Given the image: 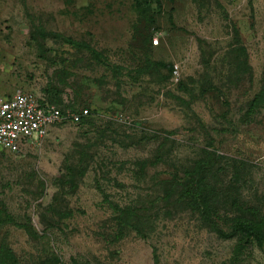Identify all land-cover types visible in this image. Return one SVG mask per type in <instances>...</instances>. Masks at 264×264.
I'll list each match as a JSON object with an SVG mask.
<instances>
[{
  "label": "rangeland",
  "instance_id": "374dc122",
  "mask_svg": "<svg viewBox=\"0 0 264 264\" xmlns=\"http://www.w3.org/2000/svg\"><path fill=\"white\" fill-rule=\"evenodd\" d=\"M157 1L144 14L131 0H0V99L92 113L0 149V264H264V242L186 213L150 212L145 238L107 228L110 205L142 199L131 163L154 149L144 132L175 131V165L203 149L236 164L242 198L264 211V0ZM83 147L93 158L75 167Z\"/></svg>",
  "mask_w": 264,
  "mask_h": 264
},
{
  "label": "trees",
  "instance_id": "16d2710c",
  "mask_svg": "<svg viewBox=\"0 0 264 264\" xmlns=\"http://www.w3.org/2000/svg\"><path fill=\"white\" fill-rule=\"evenodd\" d=\"M131 1L137 10L144 9V14L159 7L157 0ZM261 100H264L262 90L253 101ZM40 101L45 102L44 99ZM253 105L249 104L248 114L255 108ZM91 116L92 113L88 111L78 123L72 124L89 125L91 122L86 120ZM174 133L175 131H170L146 136L144 132L140 140L153 142L154 149L148 157L136 159L131 163V173L134 180L139 182L138 196L142 199L132 204L110 205L113 215L107 228L119 235L126 230L138 234L144 231L145 238L146 232L149 233L154 228L157 214L171 218L172 213L176 212L196 217L203 228L224 239L238 237L264 242V211L258 206L256 197L245 200L242 198L237 165L232 164L225 170L220 161L225 157H215L212 152L204 149L191 161L175 165L171 157L174 142L170 140ZM88 149L89 147L78 149L72 156L77 164H71L77 167L91 160L93 155ZM228 171H231V175ZM152 211L156 215L150 214Z\"/></svg>",
  "mask_w": 264,
  "mask_h": 264
},
{
  "label": "built area",
  "instance_id": "2783aa9c",
  "mask_svg": "<svg viewBox=\"0 0 264 264\" xmlns=\"http://www.w3.org/2000/svg\"><path fill=\"white\" fill-rule=\"evenodd\" d=\"M173 74L177 75L176 69ZM40 100L32 92L0 99V149L15 151L26 141L39 146L52 126L63 120L78 123L88 114L87 109L63 113Z\"/></svg>",
  "mask_w": 264,
  "mask_h": 264
}]
</instances>
